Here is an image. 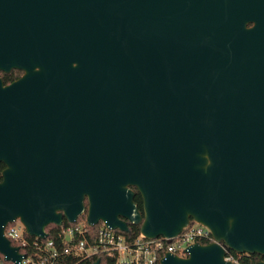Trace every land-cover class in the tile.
<instances>
[{"label":"water","instance_id":"obj_1","mask_svg":"<svg viewBox=\"0 0 264 264\" xmlns=\"http://www.w3.org/2000/svg\"><path fill=\"white\" fill-rule=\"evenodd\" d=\"M13 69L0 79L7 262L22 258L8 223L45 239L84 201L89 226L211 232L159 264H231L220 244L264 255V0H0V71Z\"/></svg>","mask_w":264,"mask_h":264},{"label":"built area","instance_id":"obj_2","mask_svg":"<svg viewBox=\"0 0 264 264\" xmlns=\"http://www.w3.org/2000/svg\"><path fill=\"white\" fill-rule=\"evenodd\" d=\"M97 225L99 227L94 236L90 234L88 228L95 226H89L86 220L77 224L76 227H67L63 230V246L60 249H56L49 241L43 246H40L36 241L30 242L28 240L30 236L27 235L19 219L4 227L3 236L10 242L11 246L18 247L19 254L22 255L21 264H53L57 256L69 254L76 256L83 262L91 261L94 263L102 253L116 256L115 264H159L165 254L185 258L188 247L194 244L215 242L209 229L194 221H190L178 235L171 239L164 237L148 238L139 233L138 237L131 242H128L119 233L120 231L113 230L102 222ZM77 236L81 239L74 242ZM90 240H93L92 243L89 242ZM220 245L225 251L223 258L225 262L243 264L240 253L233 255L222 244ZM9 263L0 254V264Z\"/></svg>","mask_w":264,"mask_h":264},{"label":"trees","instance_id":"obj_3","mask_svg":"<svg viewBox=\"0 0 264 264\" xmlns=\"http://www.w3.org/2000/svg\"><path fill=\"white\" fill-rule=\"evenodd\" d=\"M18 71V70H17ZM17 71H13L11 73V75H4L2 77V81L4 83V85H9L11 83V81H13V75L14 76H18L17 75ZM13 74V75H12ZM19 74V71H18ZM5 166L3 163L0 162V181H1V173L4 170ZM135 190V195H134V203L137 206V209L140 213H142V199L140 194L137 192L136 188H134ZM85 205V213L78 217L76 222L74 224H69L65 219H63L62 224L60 226H56L54 224H50L48 226L45 227V232L47 234V237L45 239H39V238H35V237H28V240L31 241H36L38 242V244L40 246H43L46 242H51L53 244V246L56 249H60L63 246L62 240H63V230L66 229L69 226H73L76 227L77 224H79L80 222L86 220V210H87V202H84ZM100 225V224H99ZM99 225L95 226V227H89L88 231L90 232L91 235H95ZM128 227V232L123 233V232H119L121 233L128 242L133 241L134 239H136L140 233V226L139 225H133V224H127ZM81 239V237H75L74 242H78ZM93 240H90L89 242L92 243ZM208 243H203L202 245H207ZM228 250V249H227ZM22 252L25 253L24 250H22ZM228 252H230L233 255H236L235 252L228 250ZM241 255V262L243 264H257L258 262H264V255H260V254H245V253H240ZM96 260L100 261V264H115L116 262V256H110L106 253H102L100 254ZM95 260V261H96ZM11 264V263H9ZM53 264H93L91 261H87V262H83L82 260H80L79 258H77L76 256L69 254V255H59L57 256V258L53 261Z\"/></svg>","mask_w":264,"mask_h":264},{"label":"flooded vegetation","instance_id":"obj_4","mask_svg":"<svg viewBox=\"0 0 264 264\" xmlns=\"http://www.w3.org/2000/svg\"><path fill=\"white\" fill-rule=\"evenodd\" d=\"M253 25H254L253 22H247L245 26H246V28L249 29V28H251ZM13 71H17V70H16V69H13V70H11V71H9V72H7V73H5V72H3V71H0V79H1V81H2V77H3L5 74H6V75H7V74H8V75H11V73H12ZM18 71H19V74H18ZM18 71H17V75H18V76H14L15 74H14V75L12 74L14 79H13V81H11V83L17 81L19 78L22 77V75H23V71H20V70H18ZM2 83H3V81H2ZM3 85H4V83H3ZM131 189L135 192V190H134L133 187H131ZM84 202H85V201H84Z\"/></svg>","mask_w":264,"mask_h":264}]
</instances>
